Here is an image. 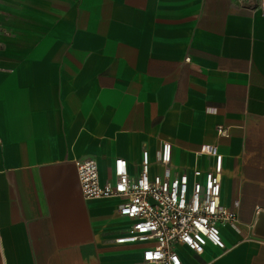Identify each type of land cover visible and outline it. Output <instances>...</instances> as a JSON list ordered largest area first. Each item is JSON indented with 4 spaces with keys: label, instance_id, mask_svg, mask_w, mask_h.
Returning a JSON list of instances; mask_svg holds the SVG:
<instances>
[{
    "label": "crops",
    "instance_id": "0c3cea01",
    "mask_svg": "<svg viewBox=\"0 0 264 264\" xmlns=\"http://www.w3.org/2000/svg\"><path fill=\"white\" fill-rule=\"evenodd\" d=\"M165 141L191 180L217 147L238 218L183 264H264V0H0V264H143L124 199L85 198L74 161L137 177L147 150L154 176Z\"/></svg>",
    "mask_w": 264,
    "mask_h": 264
},
{
    "label": "built area",
    "instance_id": "2783aa9c",
    "mask_svg": "<svg viewBox=\"0 0 264 264\" xmlns=\"http://www.w3.org/2000/svg\"><path fill=\"white\" fill-rule=\"evenodd\" d=\"M227 136V130L218 129ZM200 155L214 157L215 166L204 175L195 168L194 179L187 173L173 175L168 165L172 158V144L163 142L161 163L163 174L150 176V155L143 151L141 173L131 176L128 162L122 157L114 160L113 179L101 181L96 159H76L82 194L87 199L118 197L124 202L119 213L131 220L125 235L118 243H146L143 264H183L176 249L178 243L201 253L207 243L225 248L220 225L238 220L235 212L220 202L223 154L215 145H203Z\"/></svg>",
    "mask_w": 264,
    "mask_h": 264
},
{
    "label": "water",
    "instance_id": "95a60500",
    "mask_svg": "<svg viewBox=\"0 0 264 264\" xmlns=\"http://www.w3.org/2000/svg\"><path fill=\"white\" fill-rule=\"evenodd\" d=\"M264 231V210L260 211L254 225V233L261 235Z\"/></svg>",
    "mask_w": 264,
    "mask_h": 264
}]
</instances>
